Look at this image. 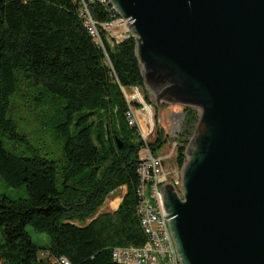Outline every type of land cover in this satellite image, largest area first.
I'll return each instance as SVG.
<instances>
[{
	"label": "trees",
	"instance_id": "16d2710c",
	"mask_svg": "<svg viewBox=\"0 0 264 264\" xmlns=\"http://www.w3.org/2000/svg\"><path fill=\"white\" fill-rule=\"evenodd\" d=\"M80 6L79 0H0V175L10 185L24 182L28 192L25 198L0 193L4 264H49L42 251L65 256L70 264H117L115 246L146 241L137 214L139 153L145 143L127 120L123 93L136 87L150 102L136 37L113 42L102 31L104 46L99 45L84 25ZM90 10L99 22L117 17L97 2ZM23 81L44 87L51 106L62 113L55 124L64 139L61 165L39 152L26 156L4 145L3 137L24 139L9 116ZM183 112L175 157L179 167L186 163L200 119L194 106ZM168 141L160 126L149 145L157 154ZM122 187L126 192L117 209L99 212L110 193ZM29 225L46 233L49 242L34 241Z\"/></svg>",
	"mask_w": 264,
	"mask_h": 264
},
{
	"label": "water",
	"instance_id": "95a60500",
	"mask_svg": "<svg viewBox=\"0 0 264 264\" xmlns=\"http://www.w3.org/2000/svg\"><path fill=\"white\" fill-rule=\"evenodd\" d=\"M110 1L151 102L201 111L182 195L161 188L181 263L264 264V0Z\"/></svg>",
	"mask_w": 264,
	"mask_h": 264
},
{
	"label": "built area",
	"instance_id": "2783aa9c",
	"mask_svg": "<svg viewBox=\"0 0 264 264\" xmlns=\"http://www.w3.org/2000/svg\"><path fill=\"white\" fill-rule=\"evenodd\" d=\"M80 16L84 25L89 31L92 38L101 46H104L102 31L108 39L113 42H119L132 34L128 28L130 18L124 19L118 13V10L110 0H79ZM100 3L105 9L116 14L112 20L99 22L95 20L91 10V3ZM129 102V110L126 113L127 120L130 125L136 126L139 130L141 138L145 145L139 153L140 164L138 167L139 187L137 190L139 201L137 204V214L146 235V241L142 245H123L115 246L112 249L113 260L117 264H182L176 252L174 241L168 225V217H165L166 210L164 206L161 188L166 183H171L178 193L183 192V167L168 170L164 164V157L155 154L149 145V138L156 137V127L152 116L148 118V113L139 112L136 106ZM142 115V121L145 126L140 123L138 115ZM185 118L184 112L181 114ZM184 122V120H183ZM184 125V124H183ZM184 127V126H183ZM184 130V128L182 129ZM156 134V135H155ZM179 136V135H178ZM154 137V139H155ZM192 138V136H190ZM177 143L167 155L171 157L176 153ZM123 188V187H122ZM126 189V187H124ZM117 190V189H116ZM115 190V191H116ZM112 191L106 199V203L111 199ZM111 199L109 206L111 210L117 209L119 201ZM47 258L50 259L49 264H70L65 256L52 255L47 252Z\"/></svg>",
	"mask_w": 264,
	"mask_h": 264
},
{
	"label": "rangeland",
	"instance_id": "374dc122",
	"mask_svg": "<svg viewBox=\"0 0 264 264\" xmlns=\"http://www.w3.org/2000/svg\"><path fill=\"white\" fill-rule=\"evenodd\" d=\"M19 85V89L12 97L13 107L9 116L15 120L18 130L20 134L24 136V139H9L8 137H3L2 139L5 147L15 153L26 156H31L32 154L39 152L46 157L55 159L58 164L61 165L64 162V139L58 135L55 127L56 121L62 116L61 111H58L54 106H51V103H49L50 95L45 92L44 87L41 85H33L27 81H23ZM147 90L149 92H154L148 86ZM123 91L125 92L128 100H134L140 104V106H137L139 112L144 114L145 112L148 113V118L152 116L156 127V134L157 128L160 126L168 134V143L161 147L157 152L158 155H162L164 157L166 169L173 170L182 168L176 163V153L171 157H168L167 155L171 152L175 143L178 144V135L183 132L184 117H182L181 114L185 111V107L187 105L170 103L161 100L158 107L156 104L151 102L150 98V102H148L143 94V91L139 88L133 87L130 89H123ZM38 97L41 99L38 100ZM198 110L200 116L201 111L200 109ZM138 117L140 119V123L144 127L145 124L141 119L142 115L140 114ZM195 134L196 129L192 131V138H190V142L194 138ZM154 137L155 136H151L149 141H153ZM125 192L126 189L124 187L119 188L111 195V199H117L116 201L121 202ZM0 193L7 194L11 198L28 197L26 184L24 182L18 185H10L2 177V175H0ZM110 200L108 203H104V205L99 209V212L113 211L109 206ZM27 230L34 241L41 244L49 242V238L46 233L34 230L31 225L27 227ZM0 243H2L1 232ZM40 256L44 257L48 262L50 261V259L47 258L46 251L40 252ZM0 264H4L1 258Z\"/></svg>",
	"mask_w": 264,
	"mask_h": 264
},
{
	"label": "crops",
	"instance_id": "0c3cea01",
	"mask_svg": "<svg viewBox=\"0 0 264 264\" xmlns=\"http://www.w3.org/2000/svg\"><path fill=\"white\" fill-rule=\"evenodd\" d=\"M149 113H150V111H149Z\"/></svg>",
	"mask_w": 264,
	"mask_h": 264
}]
</instances>
